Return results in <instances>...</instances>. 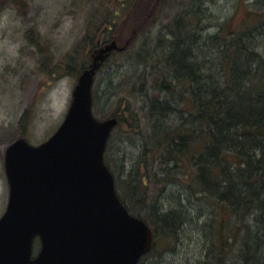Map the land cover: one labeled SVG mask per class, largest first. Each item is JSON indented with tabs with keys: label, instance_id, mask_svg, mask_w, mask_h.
<instances>
[{
	"label": "trees",
	"instance_id": "1",
	"mask_svg": "<svg viewBox=\"0 0 264 264\" xmlns=\"http://www.w3.org/2000/svg\"><path fill=\"white\" fill-rule=\"evenodd\" d=\"M138 1L132 0L124 20L133 39L157 24L166 6L173 8L132 63L142 81L130 94L145 97L144 104L122 105L118 125L142 136V151L120 192L131 213L156 233L140 264L161 238L174 239L198 216L213 240L207 256L215 255L214 264H264V0H242L243 10L225 22L209 13V0ZM66 66L67 74L79 75L85 62ZM151 181L187 188L177 211H160Z\"/></svg>",
	"mask_w": 264,
	"mask_h": 264
},
{
	"label": "rangeland",
	"instance_id": "2",
	"mask_svg": "<svg viewBox=\"0 0 264 264\" xmlns=\"http://www.w3.org/2000/svg\"><path fill=\"white\" fill-rule=\"evenodd\" d=\"M23 1L25 3L20 5V0H0V217L9 199L5 150L11 142L22 136L38 145L47 140L63 122L81 74H67V63H77L79 66L85 62V67L88 66L90 55L93 56L99 49L95 48L90 54L98 40H108L111 32L123 33L124 39H127L124 43L129 44L127 50L112 55L96 76L93 86L94 113L98 118L105 119L117 114L121 117L124 109L122 105L128 102L136 108L142 107L145 97L139 93L130 94L135 90L133 87L139 86L142 81L132 63L146 41L154 42L150 40L168 21L167 14L172 15L173 9L170 5L166 6L157 24H148L150 26L147 25L133 39L124 23L132 0ZM143 1L139 0L136 6ZM241 1L209 0L204 5L216 17V22L218 17L225 22L237 8L240 7L238 13L243 10ZM116 10L120 12L118 17L114 14ZM131 19L134 21L135 18ZM87 34L89 36L86 38ZM92 39L95 40L94 44L85 43V40ZM35 40H38V46ZM77 45L79 48L76 51ZM60 64L65 66L52 68ZM151 79L148 78L147 85H151ZM148 94L151 95L152 90ZM120 98L123 101L119 102ZM119 105L120 110L117 112ZM124 126L125 123L115 129L106 153V159L121 185L119 191L123 194L128 183L126 175L133 169L142 151L141 134H132ZM145 128L150 129L147 126ZM146 129L144 136L148 137ZM175 184L171 182L162 188V185H155L154 181L149 182L153 195L161 202V205L155 203L162 207L161 212L178 206L181 192H184L183 196L186 195L187 188ZM177 208L174 210L177 211ZM180 213L183 214V211L180 210ZM192 214L197 217L200 212L193 211ZM198 217L181 228L174 239L169 241L161 238L158 249L147 256L145 263L214 264L215 255L207 256L213 240H210L211 235L206 237L210 233L203 223L205 219L201 220L203 216ZM39 247L38 241L35 253Z\"/></svg>",
	"mask_w": 264,
	"mask_h": 264
},
{
	"label": "water",
	"instance_id": "3",
	"mask_svg": "<svg viewBox=\"0 0 264 264\" xmlns=\"http://www.w3.org/2000/svg\"><path fill=\"white\" fill-rule=\"evenodd\" d=\"M114 39L96 50L80 75L70 108L45 142L19 137L5 150L10 187L0 218V264H139L155 233L121 200L105 152L117 117L93 112L95 75ZM40 249L34 256V244Z\"/></svg>",
	"mask_w": 264,
	"mask_h": 264
},
{
	"label": "flooded vegetation",
	"instance_id": "4",
	"mask_svg": "<svg viewBox=\"0 0 264 264\" xmlns=\"http://www.w3.org/2000/svg\"><path fill=\"white\" fill-rule=\"evenodd\" d=\"M97 44L102 46V45H104V41H101V44H99V42Z\"/></svg>",
	"mask_w": 264,
	"mask_h": 264
}]
</instances>
